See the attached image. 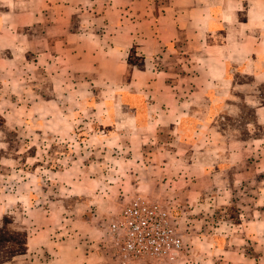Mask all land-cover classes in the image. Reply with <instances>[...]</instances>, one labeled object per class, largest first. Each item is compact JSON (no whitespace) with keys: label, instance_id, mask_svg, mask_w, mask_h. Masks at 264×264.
Returning <instances> with one entry per match:
<instances>
[{"label":"crops","instance_id":"obj_1","mask_svg":"<svg viewBox=\"0 0 264 264\" xmlns=\"http://www.w3.org/2000/svg\"><path fill=\"white\" fill-rule=\"evenodd\" d=\"M126 193L264 264V0H0V264H115Z\"/></svg>","mask_w":264,"mask_h":264},{"label":"built area","instance_id":"obj_2","mask_svg":"<svg viewBox=\"0 0 264 264\" xmlns=\"http://www.w3.org/2000/svg\"><path fill=\"white\" fill-rule=\"evenodd\" d=\"M105 242L118 264H170L182 250L170 214L159 203L130 198L105 229Z\"/></svg>","mask_w":264,"mask_h":264},{"label":"rangeland","instance_id":"obj_3","mask_svg":"<svg viewBox=\"0 0 264 264\" xmlns=\"http://www.w3.org/2000/svg\"><path fill=\"white\" fill-rule=\"evenodd\" d=\"M240 105V104H239ZM242 107V106H241ZM256 130V129H255ZM128 169H130V167H127ZM126 187L128 188V183H126ZM132 197H140L142 199H145V200H148V201H152V202H156V203H159L161 204L165 209H167L166 211L170 214L171 216V220H172V215L171 213L169 212V209L167 208V206L165 205L166 202H167V199H162V198H155V199H150V198H143L141 196H138V195H133V194H130V193H126L124 197H122L119 201V207L117 208V211L118 209H121L122 206ZM115 210V212H113V215L111 217L107 216L109 214H105V215H101V221H100V224H99V232H100V236H101V239H102V243H104L105 247L108 249V251H111L110 247H109V244L105 242V229H106V226L108 225V223L113 219L115 218V216L119 213V211L117 212ZM172 223H173V220H172ZM174 224V223H173ZM178 234H179V229L177 228V225H174ZM102 229V230H101ZM181 233V232H180ZM110 249V250H109ZM184 252V245L182 244V250H181V253H180V256L179 258L173 262V263H170V264H181L182 262V254ZM111 254V256L114 258L113 256V253L112 251L109 252ZM115 259V258H114ZM115 264H118L116 259H115ZM138 264H152V263H149V262H146V263H138ZM164 264H167V263H164ZM188 264H195V262H190Z\"/></svg>","mask_w":264,"mask_h":264}]
</instances>
